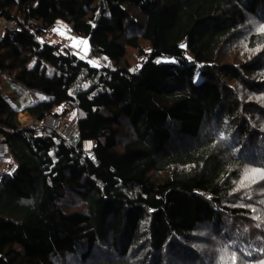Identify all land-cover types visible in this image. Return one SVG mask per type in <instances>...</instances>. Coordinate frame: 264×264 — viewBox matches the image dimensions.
Listing matches in <instances>:
<instances>
[{
    "label": "trees",
    "instance_id": "trees-1",
    "mask_svg": "<svg viewBox=\"0 0 264 264\" xmlns=\"http://www.w3.org/2000/svg\"><path fill=\"white\" fill-rule=\"evenodd\" d=\"M0 17L18 23L0 75L48 96L0 94V264H264V0H0ZM59 22L92 62L43 40ZM71 113L77 144L44 121Z\"/></svg>",
    "mask_w": 264,
    "mask_h": 264
},
{
    "label": "rangeland",
    "instance_id": "rangeland-1",
    "mask_svg": "<svg viewBox=\"0 0 264 264\" xmlns=\"http://www.w3.org/2000/svg\"><path fill=\"white\" fill-rule=\"evenodd\" d=\"M6 25H7V21L0 17V37L3 35ZM43 40L48 41L54 45L60 46L62 48H68L70 51L75 52L82 59L92 62V60L88 57V40L86 38H80L74 35L71 26H69L65 22H59L58 24H56L54 29L51 31L50 35L46 36ZM81 41H83L84 43H81ZM0 76H1L0 94L3 97H5L7 100H9L17 108L20 109L24 108L28 105H31L32 103L46 99L48 97L45 93L41 91L27 88L24 84L16 81L8 74L2 73ZM21 118L22 117L20 115V120ZM49 119L52 118H48V120ZM64 120L70 123L73 129L76 130L75 113L69 114L67 118ZM44 121H47V118H45ZM21 122L24 125L31 124L32 118H30L28 121H26V119L25 120L22 119ZM48 127L54 129L53 126L48 125ZM126 129L129 130L128 127ZM56 131H58L61 135H63L59 130ZM83 147H86V151L91 150L94 147V143H92L90 147L84 144ZM0 169H2L1 165H0ZM263 191H264V187L261 186L259 189L256 190V193L258 194Z\"/></svg>",
    "mask_w": 264,
    "mask_h": 264
},
{
    "label": "built area",
    "instance_id": "built-area-1",
    "mask_svg": "<svg viewBox=\"0 0 264 264\" xmlns=\"http://www.w3.org/2000/svg\"><path fill=\"white\" fill-rule=\"evenodd\" d=\"M17 27L18 23L16 21H7L5 30H14ZM48 118L52 119L48 120ZM48 118L47 121H45L46 126H53L54 129L59 130L73 144L78 143L79 136L70 123L56 117ZM83 149L86 150V147H83ZM0 165L2 166V169H0V178L8 173V168L14 166V160L11 155L10 145L2 138H0Z\"/></svg>",
    "mask_w": 264,
    "mask_h": 264
},
{
    "label": "crops",
    "instance_id": "crops-1",
    "mask_svg": "<svg viewBox=\"0 0 264 264\" xmlns=\"http://www.w3.org/2000/svg\"><path fill=\"white\" fill-rule=\"evenodd\" d=\"M28 115V116H27ZM21 120L23 119V120H25L26 119V121H28L30 118H31V116H30V114H28L27 112L26 113H22L21 114Z\"/></svg>",
    "mask_w": 264,
    "mask_h": 264
},
{
    "label": "snow or ice",
    "instance_id": "snow-or-ice-1",
    "mask_svg": "<svg viewBox=\"0 0 264 264\" xmlns=\"http://www.w3.org/2000/svg\"><path fill=\"white\" fill-rule=\"evenodd\" d=\"M81 43H84V42H83V41H81ZM158 62H159V61H158ZM173 62H174V61H173ZM90 146H91V145L89 144V147H90ZM232 259H233V262H234V261H235V259H236V258H235V256H233V257H232Z\"/></svg>",
    "mask_w": 264,
    "mask_h": 264
},
{
    "label": "bare ground",
    "instance_id": "bare-ground-1",
    "mask_svg": "<svg viewBox=\"0 0 264 264\" xmlns=\"http://www.w3.org/2000/svg\"><path fill=\"white\" fill-rule=\"evenodd\" d=\"M89 144L91 145V143H86L87 146H89Z\"/></svg>",
    "mask_w": 264,
    "mask_h": 264
},
{
    "label": "water",
    "instance_id": "water-1",
    "mask_svg": "<svg viewBox=\"0 0 264 264\" xmlns=\"http://www.w3.org/2000/svg\"><path fill=\"white\" fill-rule=\"evenodd\" d=\"M42 118H43V116H41V117L39 118V120H42Z\"/></svg>",
    "mask_w": 264,
    "mask_h": 264
},
{
    "label": "clouds",
    "instance_id": "clouds-1",
    "mask_svg": "<svg viewBox=\"0 0 264 264\" xmlns=\"http://www.w3.org/2000/svg\"><path fill=\"white\" fill-rule=\"evenodd\" d=\"M86 143H91V144H92L93 142H89V141H88V142H86ZM86 143H85V144H86Z\"/></svg>",
    "mask_w": 264,
    "mask_h": 264
}]
</instances>
